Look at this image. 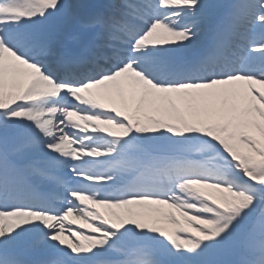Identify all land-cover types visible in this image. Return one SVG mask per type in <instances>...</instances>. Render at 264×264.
<instances>
[{
	"label": "snow or ice",
	"instance_id": "1",
	"mask_svg": "<svg viewBox=\"0 0 264 264\" xmlns=\"http://www.w3.org/2000/svg\"><path fill=\"white\" fill-rule=\"evenodd\" d=\"M0 264H264V0H0Z\"/></svg>",
	"mask_w": 264,
	"mask_h": 264
},
{
	"label": "bare ground",
	"instance_id": "2",
	"mask_svg": "<svg viewBox=\"0 0 264 264\" xmlns=\"http://www.w3.org/2000/svg\"><path fill=\"white\" fill-rule=\"evenodd\" d=\"M76 224L78 225L79 224V221H76Z\"/></svg>",
	"mask_w": 264,
	"mask_h": 264
}]
</instances>
